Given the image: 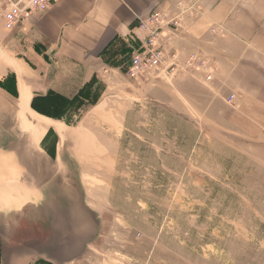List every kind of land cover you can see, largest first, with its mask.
<instances>
[{"label": "rangeland", "instance_id": "1", "mask_svg": "<svg viewBox=\"0 0 264 264\" xmlns=\"http://www.w3.org/2000/svg\"><path fill=\"white\" fill-rule=\"evenodd\" d=\"M17 28L6 31L0 19V65L6 50L17 54ZM173 70L191 74L182 80L184 109L176 93L171 107L117 98L113 110L71 118L64 135L49 130L31 142L29 131L13 134L26 166H7L0 180L21 176L26 187L0 188V239L21 245L22 236L60 229L77 253L28 264H264V127L250 124L237 94L201 89L200 68ZM0 122L8 146L12 121Z\"/></svg>", "mask_w": 264, "mask_h": 264}, {"label": "crops", "instance_id": "2", "mask_svg": "<svg viewBox=\"0 0 264 264\" xmlns=\"http://www.w3.org/2000/svg\"><path fill=\"white\" fill-rule=\"evenodd\" d=\"M177 2L190 11L165 50L177 54L179 65L192 54L208 61L212 79L205 81L207 71H196L195 83L214 93L237 94L250 124L264 127V0H59L18 26L20 35L11 38L19 44L17 54L6 50L9 56L0 65V118L9 115L12 121L10 144L0 145V172L26 166L12 147L15 132L29 131L31 142L49 130L59 136L72 126L74 116L113 110L117 98H150L171 107V93H176L184 109L189 100L181 96L186 92L182 80L190 73L173 70L138 79L127 74L128 60L144 38L138 20L158 8L177 14ZM8 75L13 78L10 87L4 83ZM46 99L61 106L58 119L36 109ZM35 149L45 153L39 145ZM19 177L0 180V188L26 187Z\"/></svg>", "mask_w": 264, "mask_h": 264}, {"label": "built area", "instance_id": "3", "mask_svg": "<svg viewBox=\"0 0 264 264\" xmlns=\"http://www.w3.org/2000/svg\"><path fill=\"white\" fill-rule=\"evenodd\" d=\"M59 0H0V19L7 30H12L31 20L37 14L46 12ZM176 6L180 9L177 14H170L162 9H156L138 20V28L144 33V38L133 52L131 64L127 73L131 79L150 74L154 71L169 72L177 67L176 53L168 54L164 48L174 30L181 28L183 17L190 9H185L181 2ZM167 39V40H166ZM196 62L197 64H195ZM209 62L196 54L190 55L183 62L184 67H198L206 72L205 80L209 81L212 74L208 68ZM234 99V96H232ZM232 101V100H230ZM231 106L232 103L227 101Z\"/></svg>", "mask_w": 264, "mask_h": 264}, {"label": "water", "instance_id": "4", "mask_svg": "<svg viewBox=\"0 0 264 264\" xmlns=\"http://www.w3.org/2000/svg\"><path fill=\"white\" fill-rule=\"evenodd\" d=\"M51 234L46 237H40L37 235L29 234L26 236H22V244H13L10 241H15V239L11 238L7 243H4L0 239V264H22L23 262L30 260L33 256L36 259H43L44 261L52 262V261H61L58 258V255H61L60 252H64L63 255L65 257H61L62 260H67L74 257L77 253L75 250V246L71 243H63L60 238L67 236L65 232H60V229L52 230ZM10 242V243H9ZM32 244H37V248H31ZM57 244L59 246L58 249L53 253L52 256L49 253H43L41 250L45 247H50ZM22 249V252H21Z\"/></svg>", "mask_w": 264, "mask_h": 264}, {"label": "trees", "instance_id": "5", "mask_svg": "<svg viewBox=\"0 0 264 264\" xmlns=\"http://www.w3.org/2000/svg\"><path fill=\"white\" fill-rule=\"evenodd\" d=\"M137 48V47H136ZM52 100L46 99L45 101H42L43 108H36L39 112L47 115L48 117H51L53 119H58L59 115L62 113L61 106H51Z\"/></svg>", "mask_w": 264, "mask_h": 264}, {"label": "bare ground", "instance_id": "6", "mask_svg": "<svg viewBox=\"0 0 264 264\" xmlns=\"http://www.w3.org/2000/svg\"><path fill=\"white\" fill-rule=\"evenodd\" d=\"M23 102H24V101H23ZM23 102H22V103H23Z\"/></svg>", "mask_w": 264, "mask_h": 264}]
</instances>
